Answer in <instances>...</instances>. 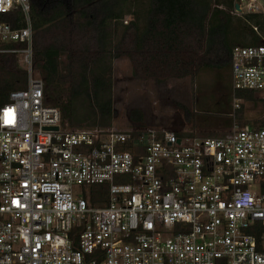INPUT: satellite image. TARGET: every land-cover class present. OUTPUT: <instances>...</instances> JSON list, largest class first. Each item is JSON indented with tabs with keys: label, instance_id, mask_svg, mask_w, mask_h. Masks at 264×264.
Wrapping results in <instances>:
<instances>
[{
	"label": "built area",
	"instance_id": "built-area-1",
	"mask_svg": "<svg viewBox=\"0 0 264 264\" xmlns=\"http://www.w3.org/2000/svg\"><path fill=\"white\" fill-rule=\"evenodd\" d=\"M30 12L0 0V54L28 72L0 106V264H264V41L231 53L232 117L241 90L261 106L243 126L78 128L33 73Z\"/></svg>",
	"mask_w": 264,
	"mask_h": 264
},
{
	"label": "trees",
	"instance_id": "trees-1",
	"mask_svg": "<svg viewBox=\"0 0 264 264\" xmlns=\"http://www.w3.org/2000/svg\"><path fill=\"white\" fill-rule=\"evenodd\" d=\"M235 4L236 0H31L33 68L42 72L48 103L58 107L72 127H111L114 59L127 58L135 77L158 82L214 70L231 78L232 49L264 41V15L239 16L233 13ZM46 34H53L51 41L46 42ZM17 65L18 54H0V106L11 91L27 87L28 72ZM238 96L258 106L253 92L241 90ZM130 120L142 127L144 113L132 110Z\"/></svg>",
	"mask_w": 264,
	"mask_h": 264
},
{
	"label": "rangeland",
	"instance_id": "rangeland-1",
	"mask_svg": "<svg viewBox=\"0 0 264 264\" xmlns=\"http://www.w3.org/2000/svg\"><path fill=\"white\" fill-rule=\"evenodd\" d=\"M239 3L241 10L235 9L233 13L243 16L248 10L247 0L243 3L240 0ZM125 19L129 20L130 17L126 16ZM52 37L53 34H46V42L51 41ZM116 40L117 37L113 42ZM62 60L65 62L66 59ZM110 66L114 108L111 127L125 130L136 128L130 114L132 110L139 109L145 117L143 126L215 137L227 133L235 124L243 126L261 116V106L245 101L242 110L236 113L235 118L232 117V100L229 101L231 78L225 71H203L195 77L158 82L135 77L133 66L125 57L112 60ZM17 68L27 71L22 55L18 56ZM33 73L42 78L40 69L33 68ZM85 110L81 111L82 115ZM76 127L97 126L83 123Z\"/></svg>",
	"mask_w": 264,
	"mask_h": 264
},
{
	"label": "water",
	"instance_id": "water-1",
	"mask_svg": "<svg viewBox=\"0 0 264 264\" xmlns=\"http://www.w3.org/2000/svg\"><path fill=\"white\" fill-rule=\"evenodd\" d=\"M240 0H236V4H235V6H236V9L237 10H241V8H240ZM56 129V128H55Z\"/></svg>",
	"mask_w": 264,
	"mask_h": 264
},
{
	"label": "crops",
	"instance_id": "crops-1",
	"mask_svg": "<svg viewBox=\"0 0 264 264\" xmlns=\"http://www.w3.org/2000/svg\"><path fill=\"white\" fill-rule=\"evenodd\" d=\"M224 128H225V127H224ZM225 129H227V127H226Z\"/></svg>",
	"mask_w": 264,
	"mask_h": 264
}]
</instances>
